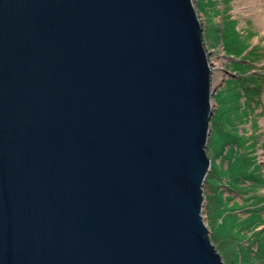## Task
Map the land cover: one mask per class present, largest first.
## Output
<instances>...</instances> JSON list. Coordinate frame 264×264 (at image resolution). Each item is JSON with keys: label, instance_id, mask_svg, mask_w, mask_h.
<instances>
[{"label": "water", "instance_id": "water-1", "mask_svg": "<svg viewBox=\"0 0 264 264\" xmlns=\"http://www.w3.org/2000/svg\"><path fill=\"white\" fill-rule=\"evenodd\" d=\"M210 55L194 0H0V264H226Z\"/></svg>", "mask_w": 264, "mask_h": 264}, {"label": "rangeland", "instance_id": "rangeland-1", "mask_svg": "<svg viewBox=\"0 0 264 264\" xmlns=\"http://www.w3.org/2000/svg\"><path fill=\"white\" fill-rule=\"evenodd\" d=\"M200 2L205 9L200 8ZM194 3L204 26L206 48L211 53L213 81L217 86L213 101L215 111L220 109L218 121L229 116V130L235 131L231 144L224 145L221 128L212 124L208 145L212 169L207 178L212 183L206 182L204 186L203 216L226 264L233 258L240 264H262L252 253L257 252L258 246H252L251 224L244 221L250 210H259L261 226L256 231L264 228V22L258 20L262 8L252 9L247 0H194ZM225 15H232L235 22L229 26L232 37H226L223 44L217 34L226 36ZM231 43L234 47H228ZM246 46L250 47L241 54ZM219 71L221 79L217 77ZM248 81L252 84L246 92L240 84ZM234 157L247 172H256L263 181L261 185L255 186L253 179L240 177L238 181L226 175ZM219 209L226 215L223 227L217 222ZM228 236L235 238L233 243L225 242Z\"/></svg>", "mask_w": 264, "mask_h": 264}, {"label": "trees", "instance_id": "trees-1", "mask_svg": "<svg viewBox=\"0 0 264 264\" xmlns=\"http://www.w3.org/2000/svg\"><path fill=\"white\" fill-rule=\"evenodd\" d=\"M200 8L201 9H205V6H203L201 4V2H200ZM225 17L227 19V20L225 19V24H224V27L226 26V36L225 35L221 36V34H217V37H219L220 41L222 40L223 44H225V41L227 40L226 37H232L231 32H229V26H230V24L232 25L233 22H235L234 19L232 18V15H225ZM219 31H221V30H219ZM204 41L206 43L205 34H204ZM231 46L234 47L232 43L228 44V47H231ZM249 47L250 46H246L245 49L241 52V54H243ZM230 53H232V52H230ZM241 59L243 61L245 60L243 58H241ZM241 80H242V78L239 79L240 82H241ZM251 84L252 83H250L249 81L248 82H244L243 84H240L241 85L240 88L243 89V90H246V92H247L249 90V87H250ZM255 89H256V87H255ZM219 111H220V109H219ZM219 111H217L216 114L214 115V117L212 118V124H216L217 128H221V130H222V132H221L222 133V141L224 142V145H228V144H231L232 140H230V139L234 137L233 133L235 131L234 130H232V131L229 130V124H230L229 116H228V119L224 118V119L218 121V116H219L218 113H219ZM230 118H231V116H230ZM220 146L221 147L219 148V152L221 153L222 152V145L220 144ZM209 150H208V152H209ZM231 157H233V156H231ZM236 158L237 157H234L231 160V162L233 164H230V167L226 170V175H228V177L232 176L233 179H235V180L237 179L238 181H239L240 177H244L246 179H253L254 180L253 182L255 183V186L261 185L260 183H262L263 181L259 180L258 176H256L254 174L256 172H254V171H253L254 173L247 172L244 169V166L240 163L239 160L235 161ZM207 182H208L207 184H211L212 183L210 179H208ZM244 183H246V181H244ZM258 212H259V210H256V211L250 210L248 212V213H250L249 216L244 221H249L250 222V224H251V228H250L251 231L250 232L254 233L253 237L251 236L253 238L252 246H254V247L256 245L258 246L257 252L252 250V253L256 257L257 261L262 262V264H264L263 263L264 262V228H262L261 230L256 231V229H258L261 226L260 225L261 224V222H260L261 221V215ZM216 217H217V222L220 224L221 227H223V225H225L223 220L226 218V215H224V212H222V211L220 212V209H219V213H218V215ZM221 218H222V220H221ZM219 220H221V221L219 222ZM228 237H229V239L225 240V242H228L230 244L233 243L235 238H233L232 236H228ZM211 238L213 240L214 236L212 235ZM244 247L245 246L243 245V248ZM238 253H240V252H238ZM226 257L224 256L225 259H226ZM227 264H240V262H238V260L233 258V259H230L229 261H227Z\"/></svg>", "mask_w": 264, "mask_h": 264}, {"label": "bare ground", "instance_id": "bare-ground-1", "mask_svg": "<svg viewBox=\"0 0 264 264\" xmlns=\"http://www.w3.org/2000/svg\"><path fill=\"white\" fill-rule=\"evenodd\" d=\"M250 3L251 8L255 9L257 7L262 8V12H258V20H262L264 22V0H247ZM218 79H221L222 73L219 71L217 73ZM214 117V116H213Z\"/></svg>", "mask_w": 264, "mask_h": 264}]
</instances>
